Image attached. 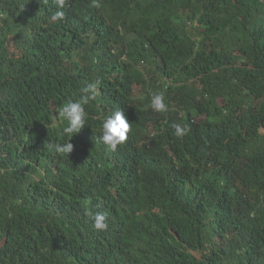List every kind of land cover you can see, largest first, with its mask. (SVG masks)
I'll list each match as a JSON object with an SVG mask.
<instances>
[{
  "label": "trees",
  "instance_id": "obj_1",
  "mask_svg": "<svg viewBox=\"0 0 264 264\" xmlns=\"http://www.w3.org/2000/svg\"><path fill=\"white\" fill-rule=\"evenodd\" d=\"M99 2L0 0V264H264V0ZM97 81L65 135L59 107Z\"/></svg>",
  "mask_w": 264,
  "mask_h": 264
},
{
  "label": "clouds",
  "instance_id": "obj_2",
  "mask_svg": "<svg viewBox=\"0 0 264 264\" xmlns=\"http://www.w3.org/2000/svg\"><path fill=\"white\" fill-rule=\"evenodd\" d=\"M43 3H47L48 0H42ZM59 8H64L67 4V0H54ZM91 6L93 8H100L101 4L99 0H92ZM65 18L63 11H57L52 15L53 22L62 20ZM159 85H163L165 89L171 84L168 79H164L163 82H159ZM99 81L95 83H89L85 87L80 89V97L74 102L66 103L59 107L58 118L62 122H66V126L63 128V133L69 137H73L78 134L86 125L87 112L85 106L91 101H94L99 95L98 89ZM165 91L153 92L151 96L150 107L158 113H165L168 111V105L165 103ZM174 129V135L178 139H183L189 132L186 126L179 123L171 125ZM132 131V123L127 113L122 110H117L113 115L107 117L102 124V141L109 147L110 150L116 151L119 146L127 143L129 134ZM56 152L61 156H67L73 152L74 144L70 141L63 145H56ZM87 204H91L89 199ZM86 215L94 220V227L98 231H105L108 228L107 217L104 213H93L90 210L86 212Z\"/></svg>",
  "mask_w": 264,
  "mask_h": 264
},
{
  "label": "bare ground",
  "instance_id": "obj_3",
  "mask_svg": "<svg viewBox=\"0 0 264 264\" xmlns=\"http://www.w3.org/2000/svg\"><path fill=\"white\" fill-rule=\"evenodd\" d=\"M215 222V221H214ZM86 242V241H85Z\"/></svg>",
  "mask_w": 264,
  "mask_h": 264
}]
</instances>
